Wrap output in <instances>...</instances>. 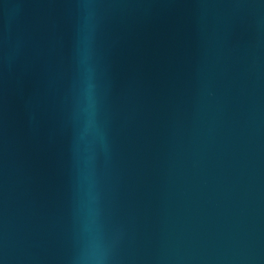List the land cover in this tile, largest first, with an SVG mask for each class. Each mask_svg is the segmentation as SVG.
I'll return each mask as SVG.
<instances>
[{
	"label": "water",
	"instance_id": "obj_1",
	"mask_svg": "<svg viewBox=\"0 0 264 264\" xmlns=\"http://www.w3.org/2000/svg\"><path fill=\"white\" fill-rule=\"evenodd\" d=\"M0 264H264V0H0Z\"/></svg>",
	"mask_w": 264,
	"mask_h": 264
}]
</instances>
